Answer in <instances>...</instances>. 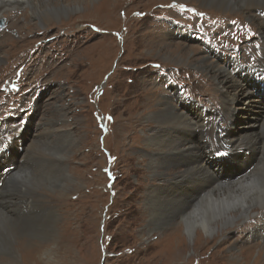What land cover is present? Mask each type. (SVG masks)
Listing matches in <instances>:
<instances>
[{"label":"rangeland","instance_id":"374dc122","mask_svg":"<svg viewBox=\"0 0 264 264\" xmlns=\"http://www.w3.org/2000/svg\"><path fill=\"white\" fill-rule=\"evenodd\" d=\"M22 1L0 2V139L6 136L12 142L23 133L22 145L17 147L22 153L31 145L33 134L42 131L46 139L34 144L33 153L43 156L50 152L49 143L57 140L55 133L47 136V132L64 131L69 142L65 164L77 182L69 180L71 187L60 199L63 203L56 224L62 249L47 261V248L52 245L57 249L58 241L22 233L29 244L33 243L29 251L35 252L25 264H264V248L253 236L249 218L212 237L200 227L191 237L184 232L180 212L191 210L200 200L194 199L193 191L185 194L192 188L190 180L183 181L188 185L173 184L189 169L187 162L169 164L156 173L150 171L146 155L151 149L145 139L147 130L155 126L142 120L152 110L164 107V102L166 107L167 98L179 94L170 102L178 111L183 108L189 121L196 123L200 134L193 141L198 145L195 153L202 155L200 164L213 163L215 153L222 152L230 157L209 170H216L217 177L227 165H235L237 156L228 153L222 142L230 108L223 94L217 93L216 83L203 78L200 74L205 71L195 65V60L204 56V49L192 42L212 45L211 41L192 28L188 29L192 36L188 35L185 43L183 37H172L170 32L161 38L152 37L154 26L149 24L161 27L157 18L162 23L175 19L184 22L181 26L187 29L198 14V24L212 32L213 44L225 57L232 55L255 67L254 54L264 40L260 25L250 18L263 21L258 8H245L248 12L242 15L200 7L195 0H89L88 5L69 1L65 3L81 7H72L42 26L32 6L27 1L23 6ZM176 45L178 50L185 46L191 50L190 62L184 59V65L169 57L165 49ZM213 60L208 59L211 64ZM212 94L217 97L212 98ZM180 99H184L183 104ZM192 101L208 111L201 122L194 118L196 105H185ZM240 102L237 106L242 105ZM205 142L214 146L211 157ZM0 150L5 152L6 146ZM8 151L10 159L16 149ZM238 156L245 158L242 153ZM7 164L8 160L1 159L0 170ZM28 164L39 176L50 171L49 163L41 159L29 160ZM45 194L46 206H54L59 197L53 191ZM150 203L160 217L171 219L152 231L146 227ZM255 209L251 210L252 217L264 214V209L257 208L254 213ZM0 257L2 264L9 263L4 252Z\"/></svg>","mask_w":264,"mask_h":264},{"label":"bare ground","instance_id":"6f19581e","mask_svg":"<svg viewBox=\"0 0 264 264\" xmlns=\"http://www.w3.org/2000/svg\"><path fill=\"white\" fill-rule=\"evenodd\" d=\"M2 1L4 0H0V2ZM26 1L28 2L27 5L32 6L35 10L34 14H37L42 26L53 18L58 17L60 14L67 13L72 7L76 8V6H79H72V3L65 2L79 1L81 5L89 3V0H57L56 4L55 1L52 0H40L38 2L23 0V6H27L25 5ZM177 1L184 2L188 0ZM195 1L199 3L200 7L215 8L218 12L221 13V11H223L227 14H233L230 13L233 11L240 12V14L242 13L243 15V13L246 14V12H248H245L246 9L258 8L256 12L261 15L263 21L259 20L256 16H254V18L250 16V18L255 19L256 23L260 25L259 28L261 27L264 32V0ZM13 5L14 4H11L10 7ZM80 7L81 6L78 8ZM2 14L3 12L1 9L0 16ZM169 15L173 17L172 14ZM169 15L165 16L169 17ZM196 15L198 16V14ZM197 16H192L194 24L189 25L187 29L181 26V23L184 22H179L174 19V22L171 21L167 23L164 21V23H162V19L160 20L157 18L155 21L160 24L161 27L159 25L155 26L151 22L149 26H154V30H151L154 34L151 36L161 38L163 35L170 32L172 37H183L184 39L181 41L185 43V40H188V35H191L189 30L192 28L197 33L203 34L207 40L211 41L212 45L192 42L194 46H199L204 49V56L196 59L195 61L197 62H195V65L199 70L205 71V74L199 73L201 76H204L203 78L209 77L216 83L215 86L218 88L216 89L217 93L220 91L221 94H223L225 105H227L228 109L230 108V119H226L227 126L222 133V142L224 144L223 147L228 153L237 156L235 159L238 158L239 163H236L232 167L227 165V169L221 170L217 177L215 176L216 170L211 172L209 169L219 165V160L215 159L211 164L208 162L203 165L200 164L201 158L199 156L202 155L195 153L194 150L198 148V145H195L193 141L200 132L196 130V123L192 122V119L190 120L191 122L189 121L183 108L181 111H178V108L171 104L170 100L176 98L177 95L179 96V94H176L166 99V101L168 100L166 107L164 102V107L152 110L142 118V120L145 119L148 123L152 122L154 124L152 126H155L153 128L150 127L146 134L145 140L147 141L148 147L151 149L150 154L146 155V159L148 160L147 165L150 171L153 170V172L156 173L158 170L167 168L169 164L170 166H175L176 164L178 166L184 165L185 162H187L186 165H188L189 169L183 172L182 176H179L173 184H177L178 186L183 184L188 185V183L186 184L183 181L186 180L189 182L190 180L189 185L191 183L192 188L189 186L190 190L185 192V194L193 191L194 199H200L197 201L198 204L192 207L191 210L180 212L179 217L184 218L185 222L183 224L185 228L184 232L190 237L193 236L196 229L199 227L204 230L207 236L212 237L224 231H228L241 220L243 221L245 218H249L251 219L250 224L253 225L251 227V229L254 230L252 231L253 236L255 235L258 238L261 247L264 248V214L259 217L258 215L252 217L254 214L251 212L255 207L264 209V92H254L256 89L258 90L259 84H256L249 74H244L245 71L243 68L240 69L238 73L236 72L237 66L249 68L251 65L235 60L232 55L231 57L227 55L226 58L223 53L218 50L216 45L213 44V37L215 36L212 32L207 31L206 28L198 24L200 23V17ZM235 21L237 20H234V22ZM200 26L201 28L203 27V31L200 30ZM158 27L161 28V31L157 30ZM182 42H179L180 44L178 46L181 45L180 47H183ZM171 46L173 47V45ZM176 47L177 45L170 49L164 47L166 48V52L170 53V55H168L172 60L184 65L185 62H182L184 59V61L187 62L192 60L189 59L190 56L191 58L193 56L192 52L190 49H186L187 46L179 50ZM241 56L243 57V55ZM254 56L257 58V62L255 67L251 66L252 69L264 70V40L262 41V47L259 45L256 48ZM208 59H214V62L211 64ZM210 96L213 98V96L216 95L212 94ZM241 97L244 98L241 99ZM179 101L183 104L184 99H180ZM239 101H241V106H237ZM191 103L192 105L198 106V108L194 106L195 120L197 122L203 121L208 111L196 101H192L190 104L186 103V107L189 108ZM33 111H36V108L33 109ZM235 116H237L236 119ZM54 133L57 140L55 143H49L50 146L48 145L49 147L47 148L50 152L43 153V156H35L33 153L35 148L34 144L37 141L40 142L46 139L42 131L40 135L33 134L35 138L31 141V145L24 147L22 153L17 152V147L18 144L22 145L23 133H20L12 142H8L6 136H2L0 139V146H6V149H16V153L10 155V164L13 166L15 165L13 171L9 173L0 172V182H2V185L0 184V253L4 252L6 254L9 261V263L6 264H25L32 259V253L35 255V252L31 251V253L28 249L33 243L29 244V241L26 240L22 233L30 237L37 235V237L39 236L45 241L51 239L54 243L58 241L56 246L58 247L57 249H54L55 247L52 245L47 248V261L52 260L56 250L62 249L59 244L60 236L57 237L59 233L58 225L56 224V220L60 219L59 210L63 203L60 199L68 193V188L71 187L68 186V181L75 182L72 178L73 176L68 173V168L65 164V159L67 157L64 152H66V143H69L65 138V132L51 130L47 132V136ZM7 136L11 137V135ZM36 136H38L39 139ZM74 140H72L71 145L74 144ZM188 143L194 145L186 147ZM58 145H60V148L57 147ZM205 146L207 153L211 157L215 151L214 146L209 142H205ZM241 150H244L242 152V159L245 157L243 160L238 156L240 155L238 152ZM5 156L6 154L0 150V161ZM35 159H41L43 162L49 163L50 168L48 166L46 167H48L50 171L42 176L32 173L28 161ZM198 168L200 169L198 170ZM191 173L198 174L202 178L197 176L191 177ZM159 174L165 175V173ZM160 188L163 190L164 187ZM199 189L203 190L199 192ZM47 191H53V193L59 197L54 206H46L44 197ZM149 207L151 209L150 219L146 225L149 231L159 229L162 224H166V220H168V223L171 221L170 218L163 219V217L155 213V205L153 206L150 203ZM257 208L254 213L257 212ZM178 214L173 217L177 218ZM245 221L246 220H244V222ZM38 247L39 246H36V248ZM178 250L176 249L174 252L178 253ZM20 251L23 257L20 255ZM1 262L3 261L0 257V264H2Z\"/></svg>","mask_w":264,"mask_h":264},{"label":"snow or ice","instance_id":"6c2138e0","mask_svg":"<svg viewBox=\"0 0 264 264\" xmlns=\"http://www.w3.org/2000/svg\"><path fill=\"white\" fill-rule=\"evenodd\" d=\"M201 15H202V14H201ZM157 67H159V66H157ZM108 119L111 120L112 117L109 116ZM226 154H227V153H222V152H217V153H216V155H218V156H220V155H226Z\"/></svg>","mask_w":264,"mask_h":264},{"label":"water","instance_id":"95a60500","mask_svg":"<svg viewBox=\"0 0 264 264\" xmlns=\"http://www.w3.org/2000/svg\"><path fill=\"white\" fill-rule=\"evenodd\" d=\"M105 258H103V260H104Z\"/></svg>","mask_w":264,"mask_h":264}]
</instances>
